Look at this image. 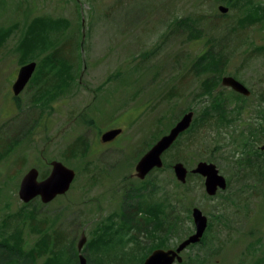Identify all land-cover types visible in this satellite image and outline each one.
<instances>
[{
    "label": "rangeland",
    "instance_id": "rangeland-1",
    "mask_svg": "<svg viewBox=\"0 0 264 264\" xmlns=\"http://www.w3.org/2000/svg\"><path fill=\"white\" fill-rule=\"evenodd\" d=\"M227 1L0 0V30H9L0 44L1 229L19 228L31 245L39 236L33 224L19 216L34 213L36 222L44 221L46 232L57 231L76 246L85 232L87 243L97 223L110 222L105 218L121 212L124 202L135 204L138 196L128 190L149 180L155 188L149 190L148 200L169 197L181 218L182 239L194 231V206L213 223L208 242L189 247L184 258L200 254L210 255L207 264H251L264 256V243L257 242L259 237L264 241V189L254 174L235 167L239 146L233 137L242 127L217 129L202 125L201 119L163 156L172 164L182 161L189 170L211 156L230 181L214 196L207 194L205 179L197 174L185 183L171 168L153 170L143 180L136 175L141 156L186 111L193 110L194 119L201 115L209 103L201 93L206 79L220 76L217 89L229 96L234 94L222 85V78L232 75L241 80L253 92L247 119L258 120V97L264 95V16L258 12V19H253L248 14L251 5ZM253 1L264 6V0ZM220 5L228 11H220ZM34 17L58 23L59 30L53 31L55 47L74 65L76 76L56 93L53 81L58 73L47 70L49 75L35 84L30 81L15 99L13 79L27 63H22L17 46ZM185 19L191 27L181 25ZM213 45L222 55L220 69L199 71L200 56ZM68 73L59 75L65 78ZM47 77L51 79L46 83ZM118 126L124 128L120 139L104 146L101 134ZM53 160L76 170L71 188L48 204L38 199L23 206L18 194L23 176L32 167L41 175L49 172ZM135 232L145 245L154 242L145 232ZM180 241L173 236L169 244Z\"/></svg>",
    "mask_w": 264,
    "mask_h": 264
},
{
    "label": "trees",
    "instance_id": "trees-1",
    "mask_svg": "<svg viewBox=\"0 0 264 264\" xmlns=\"http://www.w3.org/2000/svg\"><path fill=\"white\" fill-rule=\"evenodd\" d=\"M255 2L253 0L227 1L229 4L251 5L249 6L248 14L253 19H258L255 15H259L262 12L261 16H264V6L262 5L263 2ZM180 23L191 27L186 19L181 20ZM55 29L59 30L55 19L34 17L27 25L17 49L23 53L22 63L38 60L44 55L40 61L38 60V66L31 83L35 84L43 75H49L47 70L52 74L58 73V76L53 81V88L58 93L59 89H64L63 85L69 87L76 75L74 65L69 63V59L64 58L59 52L60 49L55 47L56 40L53 35ZM8 33L9 30H0V44ZM261 49L264 50V47H261ZM219 53L220 51L216 45L209 47L206 54H202L199 58V65L201 64L199 71H218L221 63H223L222 55ZM66 70L69 73L64 74L66 75L65 78L62 77L63 75H59ZM51 77L45 78L44 81L46 83L49 82ZM67 77H73V79L68 80ZM219 83L220 76L217 77V80H212V78L204 80L201 93L202 96L209 97V103L205 106L201 115L195 117L191 127L182 133L169 150L180 144V139L184 134L196 129L201 119L203 121L202 125L216 127L217 129L235 126V131H237L238 126L242 127L235 133L237 136L234 135L233 137L235 145L239 146V150L237 152L234 151L236 155H239V158H236L235 167L239 171H244L247 175L254 174L256 180L264 189V145H260L264 135V124L259 120H264V95L258 97L259 104L257 107L261 109L256 111L258 120L253 123V121L247 119L252 113V105L248 104V102L252 100L253 94L246 97L232 90L234 95L229 96L223 89H217L220 87ZM39 91L43 93L42 87H40ZM49 91L52 90L49 89ZM45 95L42 94L40 97ZM47 97L49 96L47 95ZM210 157L206 159L212 162ZM163 168L172 169V161L165 162V165L159 170ZM44 175H46V172L43 173ZM193 175L189 174L190 177ZM228 183L229 186V180ZM149 184V186L147 184L140 185L134 188V191L128 190L131 195L138 196L135 204L128 202L127 206L124 202L121 212L109 214L105 218L110 220V222H99L96 228L92 229V238L89 239L84 247V254L91 264H142L154 249L176 246L178 243L175 245L169 244L173 236H176L177 240H182L183 237L179 235L181 232V218L179 213L174 210L175 205L167 195L161 199L155 200L152 198L149 201L148 198L151 196L149 190H154L155 188L153 182ZM124 200L127 201V198H124ZM140 213L144 216L143 220L139 218ZM35 215L31 213L28 216L21 215L19 217L28 219L34 224V229H39L42 225L34 223L36 221ZM117 218L120 219L118 226L114 223ZM212 227L213 223L210 220L208 229L201 242L192 244L189 247L205 245L208 242V234ZM3 230L4 232L0 233V264H80L79 252L75 243L72 240L68 241L65 236L61 237V234L57 233V231L53 234L49 232L41 233L34 243L30 245L23 240L19 228L13 231H9L7 228ZM1 231L2 229L0 228ZM135 231L138 233L145 232L147 237L153 239L154 242L150 245H145L139 240ZM190 233L187 232L185 235ZM257 242L261 245L264 243L262 237H259ZM117 245L120 246L118 249ZM255 250H258V248H253V251ZM254 259L255 261L251 264H264V256ZM41 260L42 262L40 263ZM209 261L210 255L200 256V254H196L194 256L188 255L183 262L176 264H207Z\"/></svg>",
    "mask_w": 264,
    "mask_h": 264
},
{
    "label": "water",
    "instance_id": "water-1",
    "mask_svg": "<svg viewBox=\"0 0 264 264\" xmlns=\"http://www.w3.org/2000/svg\"><path fill=\"white\" fill-rule=\"evenodd\" d=\"M219 10L225 13L228 11V7L220 5ZM37 65V61H29L20 66L17 78L12 86L14 95L18 96L24 90L34 75ZM221 83L223 86L230 87L245 96L251 95V90L232 75L224 76ZM194 116L195 112L193 110L185 112L167 133L153 143L136 164L137 177L145 179L152 170L164 166L163 156L165 152L172 147L182 133L190 128ZM121 132V128L108 130L102 134V140L104 142L111 141ZM173 170L176 178L183 183L187 181L190 172L203 176L205 179V190L210 196L216 195L219 190H224L228 186L227 178L220 172L214 162L200 160L194 168L189 170L182 161H177L173 164ZM75 178V169L67 166L61 160H53L51 162V171L45 178L40 179L38 168L32 167L23 176L18 194L25 203H29L35 197H40L43 203H49L57 196L67 193ZM192 218L195 226L193 233L189 234L174 248L154 249L142 264H176L183 262L182 252L190 245L199 243L209 225L208 217L197 206L192 209ZM86 241L87 236L85 232H82L77 245L80 264H91L82 253Z\"/></svg>",
    "mask_w": 264,
    "mask_h": 264
},
{
    "label": "flooded vegetation",
    "instance_id": "flooded-vegetation-1",
    "mask_svg": "<svg viewBox=\"0 0 264 264\" xmlns=\"http://www.w3.org/2000/svg\"><path fill=\"white\" fill-rule=\"evenodd\" d=\"M16 78H17V76L14 77V79H13L14 82H15ZM14 82H13V83H14ZM12 86H13V84H12ZM228 88H229V87H228ZM17 97H19V96H16L15 99H17ZM91 121H92V120H90V122H91ZM117 128H121V129H122V132H121L119 135H117L113 140H111V141H107V142H104V141L102 140V134H103L104 132H106V131H108V130H111V129H117ZM104 132L101 134V136H100L101 138H100V139H101L102 144H103L104 146H106L107 144H110V143H112V142L114 143L115 141L119 140V139H120V136H121V135L123 134V132H124V128H122V127H120V126H118V127H111V128H109V129L105 130ZM50 171H51V169H50ZM50 171H49V172L45 171V172H46V175H44V176H43V174L41 175V174H40V171H39V177L41 176L40 178H45L47 175H49ZM152 171H153V170H152ZM152 171H151L149 174H151ZM149 174H148V175H149ZM148 175H147V176H148ZM197 175H198V174H197ZM147 176H146V177H147ZM146 177H145V178H146ZM188 177H189V176H188ZM188 177H187V178H188ZM141 180H143V179H141ZM149 183H151V182H149V180H146V184L149 185ZM59 196H60V195H59ZM59 196H57V197H59ZM57 197H56V198H57ZM56 198H54L53 200H55ZM38 199L40 200V197H35V198H34L32 201H30L29 203H26V204L24 203L25 205H23V206H30L31 204H33L34 202H36V200H38ZM47 204H48V203H47ZM28 221H29V220H28ZM29 222L32 223L31 221H29ZM34 223L37 224L38 222L35 221ZM39 223H40V225H42L39 229H34V224H33V227H32V229L34 230L35 234H38V236H40L41 233H47V232H46V228H42V227H43V223H44V221H40ZM4 228H6V227L3 226L2 229H4Z\"/></svg>",
    "mask_w": 264,
    "mask_h": 264
}]
</instances>
